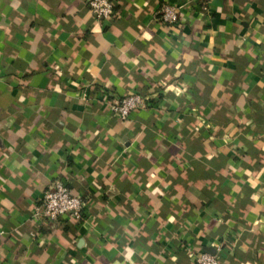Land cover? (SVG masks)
I'll use <instances>...</instances> for the list:
<instances>
[{
  "label": "crops",
  "instance_id": "crops-1",
  "mask_svg": "<svg viewBox=\"0 0 264 264\" xmlns=\"http://www.w3.org/2000/svg\"><path fill=\"white\" fill-rule=\"evenodd\" d=\"M164 3L182 5L174 24ZM151 97L126 118L105 95ZM80 219L36 218L54 180ZM264 264V0H0V264Z\"/></svg>",
  "mask_w": 264,
  "mask_h": 264
},
{
  "label": "built area",
  "instance_id": "built-area-1",
  "mask_svg": "<svg viewBox=\"0 0 264 264\" xmlns=\"http://www.w3.org/2000/svg\"><path fill=\"white\" fill-rule=\"evenodd\" d=\"M194 1L201 9L206 10L211 0ZM87 5L96 19L109 20L113 15V0H87ZM181 6L170 3L162 4L157 11L159 19L167 24L176 23ZM106 102L112 114L119 118H126L131 111L151 105L150 98L140 94L113 97ZM83 206V198L72 193L63 181L57 179L50 184L39 203L34 206L33 216L49 220H57L65 216L80 219ZM194 264H220V259L216 253L211 254L198 250L194 254Z\"/></svg>",
  "mask_w": 264,
  "mask_h": 264
},
{
  "label": "trees",
  "instance_id": "trees-1",
  "mask_svg": "<svg viewBox=\"0 0 264 264\" xmlns=\"http://www.w3.org/2000/svg\"><path fill=\"white\" fill-rule=\"evenodd\" d=\"M127 96V95H126ZM122 97H124V96H122ZM113 97L110 95H105V98H104V100H111ZM149 98H151V97H149ZM151 101V100H150ZM152 104V103H151ZM138 109H136V111H137ZM134 112H135V110H134Z\"/></svg>",
  "mask_w": 264,
  "mask_h": 264
},
{
  "label": "water",
  "instance_id": "water-1",
  "mask_svg": "<svg viewBox=\"0 0 264 264\" xmlns=\"http://www.w3.org/2000/svg\"><path fill=\"white\" fill-rule=\"evenodd\" d=\"M205 252L211 253V254H215V250L212 247H208L207 250H205Z\"/></svg>",
  "mask_w": 264,
  "mask_h": 264
}]
</instances>
